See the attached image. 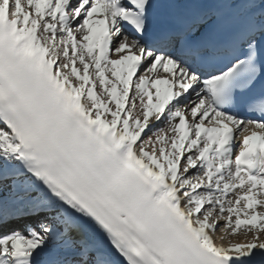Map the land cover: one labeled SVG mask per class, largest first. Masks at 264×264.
Segmentation results:
<instances>
[{
	"label": "snow or ice",
	"instance_id": "snow-or-ice-1",
	"mask_svg": "<svg viewBox=\"0 0 264 264\" xmlns=\"http://www.w3.org/2000/svg\"><path fill=\"white\" fill-rule=\"evenodd\" d=\"M0 264H264V0H0Z\"/></svg>",
	"mask_w": 264,
	"mask_h": 264
}]
</instances>
